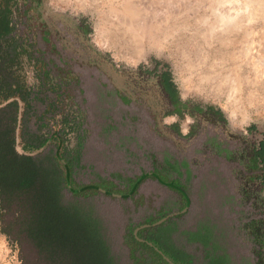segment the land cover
Segmentation results:
<instances>
[{
	"label": "rangeland",
	"instance_id": "1",
	"mask_svg": "<svg viewBox=\"0 0 264 264\" xmlns=\"http://www.w3.org/2000/svg\"><path fill=\"white\" fill-rule=\"evenodd\" d=\"M126 1L47 0V4L82 23L90 42L115 65L166 72L178 99L186 103L173 122L180 141L154 127L145 107L107 95L106 85L100 84L108 82L103 72L91 68L89 77V71L86 74L74 63L63 65L60 55L68 57L63 37L48 36L49 44L41 38L47 27L42 23L46 11L41 0H16L15 31L28 48L26 79L34 96L27 124L48 138L34 152L24 151L18 139L17 150L26 154L56 150L69 173L64 199L77 200L99 216L119 264H132L133 254L153 253L141 243L164 253L160 240L166 225L171 228L169 242L191 254L195 264L206 262L205 253L224 255L223 264H264V166L253 168L248 162L251 149L264 139V0H192L189 8L170 18L167 33L143 38L142 45L150 50L136 64L128 58L139 51L138 40L129 31L117 30L107 16L112 9L124 11ZM156 1L161 0L148 5L161 3ZM230 11L238 12L231 32L210 33L208 27L214 26L217 15ZM46 19L54 30L68 34L65 22L49 15ZM100 36L108 39V46H101ZM225 56L231 59L224 66ZM204 57L212 68L195 66ZM193 66L192 72L188 67ZM229 68L254 83L250 104L243 105L244 120L239 115L233 119L224 83L218 91L211 88L213 82L198 79ZM191 104L216 108L226 126L196 120L185 110ZM193 125L194 135H185ZM141 175L143 180L133 190ZM202 225L212 228L213 250L187 240L185 232ZM151 231L154 234H148ZM19 253H25L19 243L0 231V264H20Z\"/></svg>",
	"mask_w": 264,
	"mask_h": 264
},
{
	"label": "trees",
	"instance_id": "2",
	"mask_svg": "<svg viewBox=\"0 0 264 264\" xmlns=\"http://www.w3.org/2000/svg\"><path fill=\"white\" fill-rule=\"evenodd\" d=\"M15 2L0 0V231L25 252L19 253L20 264H119L109 249L99 216L77 200L64 199L69 173L56 150L26 154L16 148L20 139L24 151L34 152L48 138L40 128L32 131L27 124L28 104L34 96L26 79L28 48L15 31ZM259 146L252 157L254 165H264V142ZM142 180L141 175L133 190ZM169 226L160 240L164 253L141 243L153 253L133 254L132 264H170L163 254L174 264H195L191 254L169 242ZM185 234L189 241L212 250L216 247L212 228L206 225ZM205 255L203 264L225 261L218 253Z\"/></svg>",
	"mask_w": 264,
	"mask_h": 264
},
{
	"label": "flooded vegetation",
	"instance_id": "3",
	"mask_svg": "<svg viewBox=\"0 0 264 264\" xmlns=\"http://www.w3.org/2000/svg\"><path fill=\"white\" fill-rule=\"evenodd\" d=\"M44 1L45 0H41V5L42 11L45 12ZM57 12H59L58 17L55 15L50 16V18L62 23L65 22L63 26L66 28L65 31L68 34L60 33L61 30L59 29L54 30L47 23L48 21L45 17V19H42V23H45L47 27L43 29L41 38L43 41L45 40V43L49 44L50 39L48 36L54 35L56 39H58V35L63 37L64 44L62 47L66 46L68 50L67 58L60 55L63 65H68V63L71 65V63H74L86 71V74L91 68H96L97 71L103 72L108 78V82L100 81V84L101 86L102 83L106 85L104 88H106L107 95L114 96L123 104L145 107L144 111L146 116L154 127L158 128L159 124H161L164 127V130H159L162 134L169 136L167 134L169 133L173 135V137L169 136L173 141H180V135L176 136V125L173 122H175L178 115L182 113L184 107H186V103L178 99L175 87L171 79L166 76V72H151L147 67L128 68L115 65L105 53L95 48L90 42V38L86 33V27L82 23L77 21L73 22L72 20L74 19L65 16L61 11ZM42 14L45 15L46 13ZM104 63H108L121 78L117 80L108 74L102 67ZM88 76L93 77L92 72H90ZM185 110L193 115L196 120H198V118L204 119V122L207 120L220 128L226 126L224 115L214 107H203L201 105L191 104ZM169 116L173 117L170 122L166 120ZM195 125L190 126L189 130L184 134L194 135ZM226 130L227 129H225V131ZM228 132H230V130ZM261 142H264V139L251 149L248 156V162L253 168L263 165L262 163L256 165L252 163L254 151L259 150Z\"/></svg>",
	"mask_w": 264,
	"mask_h": 264
},
{
	"label": "bare ground",
	"instance_id": "4",
	"mask_svg": "<svg viewBox=\"0 0 264 264\" xmlns=\"http://www.w3.org/2000/svg\"><path fill=\"white\" fill-rule=\"evenodd\" d=\"M71 1L76 2L79 0H71ZM149 1H151V0H149ZM149 1H148V3H149ZM190 1H192V0H161V1H158V2H161L159 5L153 4V7H152L150 4L148 5L146 0H127L124 3V11H118V10L112 9L108 12V15H107L108 20L115 27H117V30L122 31V33H124L125 31H129L132 34L131 37L137 39L139 42V44H138L139 45V51L137 52L135 57L129 56V58H128L129 62L131 64L138 63L141 59H143L145 57V55L148 52L147 49H149V48L145 49L144 46L142 45L143 38L144 37L148 38L150 36L152 37L153 33L154 34L159 33V32L160 33H163V32L167 33V30L169 29V25L171 22L170 18L173 19V17L180 14L182 12V10L189 8L191 5ZM147 8H149L150 12H148V10H146ZM143 11H144V13H143ZM145 11H147V12H145ZM221 11L223 12L222 9H221ZM218 12H219V10H218ZM230 12L231 13H229V14H223V13L218 14L214 26H212V28L208 27L209 32L211 33V32H215L216 30H219V32L223 33V34L230 33L232 30V28H231L232 24H234L238 21V19H237L238 12H233V11H230ZM195 15H196V13H195ZM195 18H196V16H195ZM125 27H126V29H125ZM97 39H98V42L101 44V46H108L109 41L106 37L100 36ZM227 59H229V60L227 61ZM230 59H231V56L230 57H227V56L224 57V61H223L224 66L227 62L230 61ZM204 60L206 61V57H204L202 60H200L195 66L200 67L201 66L200 64H203V65L205 64L204 65L205 68H207V69H208V67L212 68V66H211L212 63H209L208 65H206V62H204ZM214 63H219V62L215 61ZM195 66L188 67V69L193 72V71H195V69H194ZM260 78H261V76H260ZM198 79L201 83L202 82H208L209 83L210 81L213 82V85L211 88H213L214 90H218V91H220L222 89L221 85H222V83H224V86L227 89L228 105L230 107H232L233 119H235L239 115L244 120V117H245L244 112L245 111H243V107H244L243 105L244 104H250L249 99L252 95V91H253L252 88L254 86V83L251 79H247V77H241L239 74V70L237 71V69H231V68H229V70H227V72H225V73L219 71L216 74H213L212 76H209V75H206V73H203V75L199 76ZM255 86L259 87L262 85L258 86V84H255Z\"/></svg>",
	"mask_w": 264,
	"mask_h": 264
},
{
	"label": "water",
	"instance_id": "5",
	"mask_svg": "<svg viewBox=\"0 0 264 264\" xmlns=\"http://www.w3.org/2000/svg\"><path fill=\"white\" fill-rule=\"evenodd\" d=\"M44 9L46 10V14L44 15V17H46V16H55V15H57V17H58V15H59V12H57V11H55V10H52L51 9V7L47 4V0H45L44 1ZM102 67L104 68V70L108 73V74H110L113 78H115V79H120L121 77L117 74V72L108 64V63H104L103 65H102ZM159 128L161 129V130H164V127L161 125V124H159ZM169 136H171V137H173V135H171V134H169V133H167ZM161 221V220H160ZM164 258L170 263V264H174L173 262H171L167 257H165L164 256Z\"/></svg>",
	"mask_w": 264,
	"mask_h": 264
}]
</instances>
